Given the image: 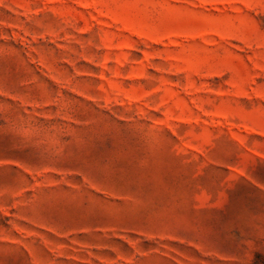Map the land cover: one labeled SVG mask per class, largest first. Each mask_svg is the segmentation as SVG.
I'll return each instance as SVG.
<instances>
[{
	"label": "rangeland",
	"instance_id": "obj_1",
	"mask_svg": "<svg viewBox=\"0 0 264 264\" xmlns=\"http://www.w3.org/2000/svg\"><path fill=\"white\" fill-rule=\"evenodd\" d=\"M0 264H264V0H0Z\"/></svg>",
	"mask_w": 264,
	"mask_h": 264
}]
</instances>
